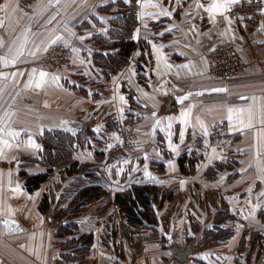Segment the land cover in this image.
I'll return each mask as SVG.
<instances>
[{
  "label": "crops",
  "instance_id": "obj_1",
  "mask_svg": "<svg viewBox=\"0 0 264 264\" xmlns=\"http://www.w3.org/2000/svg\"><path fill=\"white\" fill-rule=\"evenodd\" d=\"M129 2L0 0V135H24L18 147L35 150L42 146L45 130L62 129L75 136L83 134L85 124L91 125L88 136L78 143L74 160L79 167L86 165L100 174L111 198H98L82 216L97 218L85 230L94 233L90 255L81 262L53 255L50 264H264V221L260 217L264 214V10L236 22L226 16L235 3L232 0H136L138 26L133 37L138 47L128 65L108 79L94 65L93 54L112 49L100 48L94 37H107L120 4ZM214 3L221 5L219 11H206ZM226 41L234 42L242 53L245 72L216 80L208 73L206 52ZM57 42L70 46L69 64L57 72L40 68L38 62ZM140 42L146 43L150 54L141 62L142 79L137 69ZM41 72L46 74L43 78ZM168 99L173 103L170 109ZM131 109L140 115L135 123L139 146L134 152L108 157L119 143L118 128L126 123ZM108 114L111 117L104 119ZM87 117L96 121L87 122ZM224 121V138L211 143L210 129ZM113 122L114 129L104 126ZM185 150L200 155L192 175L180 173L178 159ZM94 151L104 152L103 159L98 161ZM26 153H21L19 165ZM153 162L164 165V179ZM215 162L236 165L234 170L219 171L215 180L205 179L203 172ZM55 178L49 177L40 186L33 209L27 205L32 210L29 215H45L51 227L55 205L65 198L61 205L68 206L76 193L61 195ZM76 178L68 175L64 181ZM133 183L154 184L160 194L169 196L157 212L158 223L152 225L159 238L149 239L150 230H133L134 239L140 237V253L123 236L114 203V194ZM44 192L51 206L42 214L38 204ZM221 202L228 204L231 215L221 228L232 230V236L216 244L204 243V233L212 229ZM7 206L11 213L12 202ZM3 207L2 202L0 210ZM21 213L28 215L27 210ZM245 231L249 233L242 248ZM253 231L263 235V247L260 254L256 247L248 258ZM187 244L193 255L180 262L170 247L182 250ZM0 264L7 263L0 259Z\"/></svg>",
  "mask_w": 264,
  "mask_h": 264
},
{
  "label": "trees",
  "instance_id": "obj_2",
  "mask_svg": "<svg viewBox=\"0 0 264 264\" xmlns=\"http://www.w3.org/2000/svg\"><path fill=\"white\" fill-rule=\"evenodd\" d=\"M136 7V0H130L128 4H120V8L108 30V36L105 37L99 34L94 37V42L98 44L100 48L105 47L112 49V52L109 53L95 52L93 54V63L104 72L105 78L109 79L112 75L117 74L123 67L128 65L130 58L138 47L133 37L134 31L138 26ZM140 48L142 54L137 59V69L138 78L142 79L140 73V69L142 68L141 62L145 63L146 58H150V54L145 42H140ZM83 93H85V91ZM130 115L131 114H128L126 123L138 122V120L129 118ZM114 125L116 124L113 122L112 124L107 123L104 126L114 129ZM87 136L88 132L73 136L71 133L62 129L43 131L41 140L42 147L38 155L34 158L23 156L20 165L24 168L29 166L35 167L36 164H41L45 168L44 171L29 175L26 174V170H21L20 175L25 177L24 184L27 192L33 193L37 191L40 186L49 179L50 173L55 167L68 165L64 168L67 175L77 173L79 170V162L74 160V156L78 147H80L78 143ZM95 136L96 135L93 137ZM92 140L95 141L97 139L93 138ZM96 142L98 141H95V144ZM96 145L97 147L99 146L98 144ZM103 154L104 152L94 151L95 158L98 161L103 159ZM199 157L200 155L196 154V152L183 151L178 159L180 173L182 175L194 174ZM153 165L154 170L160 173V179H164L166 176L164 165L158 162H153ZM235 165L236 163L234 164L233 162H215L212 166H208L205 169L203 177L207 180H215L219 171L224 169L234 170ZM97 175L99 174L90 173L85 176L88 177V179L80 184L81 186L76 190L68 206L63 207L61 205L65 201V198H62L54 207L55 215L53 218V227L56 230L55 237L61 248L60 257L67 262H81L90 255L94 241V233L92 231H85L88 226L82 228L77 220L75 221L74 219L84 216L86 212L93 207L95 201L106 194L102 186V178L100 175L99 177ZM235 176L236 173L231 174L230 179L235 178ZM168 199L169 196L160 194L158 187L150 183H133L128 189L117 191L114 194V203L120 208L121 213L126 218L125 221L122 222V234L128 241L137 247L138 253L142 250V245L140 237L134 239L133 230L138 229L140 232L150 230L149 239L159 238L158 230L152 225L158 223L157 212ZM50 206L51 202L49 195L44 192L38 204V211L44 214L49 210ZM260 217L264 221L263 213H260ZM62 218L67 220V222H60L59 220ZM230 218L231 215L228 204L221 202L220 210L214 214L212 229L205 231L202 242L216 244L231 237L233 233L232 230L221 228V224ZM79 230H81V233L77 234ZM248 233L249 232L245 231L242 236V248L246 241V234ZM262 237L263 235H261L259 231L250 233L252 246L247 255L248 258L251 257V253L256 247L258 248V254L261 253L263 247L261 243ZM162 240L164 241V238H162Z\"/></svg>",
  "mask_w": 264,
  "mask_h": 264
},
{
  "label": "rangeland",
  "instance_id": "obj_3",
  "mask_svg": "<svg viewBox=\"0 0 264 264\" xmlns=\"http://www.w3.org/2000/svg\"><path fill=\"white\" fill-rule=\"evenodd\" d=\"M262 12L254 16L256 17ZM226 16L229 20L236 22L238 21L231 19L227 13ZM246 18L247 17H244L242 19ZM228 42L231 41H226L223 43ZM231 43L234 44V42ZM134 105L136 106V103ZM128 114H131V117L129 118H132L133 120H138V117H140L139 112L136 110L131 109L126 115L128 116ZM52 115H54V113ZM110 117L111 114H108L104 119ZM104 119L101 120L99 118L97 121H103ZM84 120L90 123L96 121V119H92L91 117H87ZM22 137H24V135H0V138L3 140V143H0V205L2 202L4 203L3 209L0 210V259H2L7 264H50L49 260L53 257V255L54 258L55 256L59 255L61 250L60 246L58 245L59 243H57L58 240L55 237L56 230L54 227L50 226V222H48L45 215H29V213L32 211L29 209L34 208L35 196L41 192L42 188L33 193H28L24 184L25 177L20 175L21 170H26V174L29 175L44 171L45 168L41 164H36L35 167L29 166L24 168L20 166L21 164L19 165V157L21 156V153L27 152L25 154L26 156L32 157L30 154H33L36 157L42 146H36L35 150H28L26 146L21 147V145L18 147L17 143L19 138ZM135 150L136 148H133L128 152H134ZM90 153L92 152L90 151ZM139 159H141V157ZM83 166V168L79 167L77 173L70 175L72 178H76V176L79 177L72 180L67 179L66 182L64 181L65 177L68 176L64 170L66 165L55 167L50 173V177H56V183L54 185L56 188L59 186V188H57V192L62 191L61 195L65 193L64 196H66L71 192L78 190L81 186L80 184L86 180L85 176L94 172L92 171L94 169L87 167L86 165ZM99 175L97 176L99 177ZM29 194L31 198H29ZM41 194L43 195V193ZM8 202H12L13 204V210L11 213L7 211ZM27 205H30L29 209H27ZM26 210L28 215L21 213L26 212ZM54 215L55 214L50 215L52 217L51 225H54ZM74 220H77L79 225L84 228V226H89L88 224L91 225V222H96L97 218L88 215L85 218L80 217ZM59 221L62 223L67 222V220L64 218ZM80 233L81 230H79L77 234ZM32 242H35L37 246H28V243L32 244ZM7 260L10 261V263Z\"/></svg>",
  "mask_w": 264,
  "mask_h": 264
},
{
  "label": "built area",
  "instance_id": "obj_4",
  "mask_svg": "<svg viewBox=\"0 0 264 264\" xmlns=\"http://www.w3.org/2000/svg\"><path fill=\"white\" fill-rule=\"evenodd\" d=\"M264 9L262 0H239L233 3L227 10V15L231 19L239 20L244 17H252L259 14ZM209 63L208 73L216 80L233 79L245 72L243 55L237 46L231 42L217 43L206 52ZM72 52L69 45L64 43H53L46 50L43 58L38 62V66L44 70L57 72L62 70L71 60ZM227 124L220 122L210 129L209 140L213 144H218L225 136ZM119 143L108 153L110 156H121L125 152L136 148L139 143V134L135 123H124L118 128ZM102 200L111 201L109 195L101 196ZM117 217L120 222L125 221V216L120 208L115 206ZM98 225V224H97ZM83 264H90L84 262Z\"/></svg>",
  "mask_w": 264,
  "mask_h": 264
},
{
  "label": "water",
  "instance_id": "obj_5",
  "mask_svg": "<svg viewBox=\"0 0 264 264\" xmlns=\"http://www.w3.org/2000/svg\"><path fill=\"white\" fill-rule=\"evenodd\" d=\"M172 105H173L172 100L168 99L167 109H170ZM88 126H89L88 124L84 125L83 130H82L83 134L86 133ZM170 251L172 255L174 256V258L180 262H187L188 258L191 255H193V248L190 244H187L182 250L179 247L173 245L170 247Z\"/></svg>",
  "mask_w": 264,
  "mask_h": 264
},
{
  "label": "snow or ice",
  "instance_id": "obj_6",
  "mask_svg": "<svg viewBox=\"0 0 264 264\" xmlns=\"http://www.w3.org/2000/svg\"><path fill=\"white\" fill-rule=\"evenodd\" d=\"M232 2H235V0H232ZM157 7V5H154V4H151V5H148L146 4L145 7ZM198 7H200L201 5H197ZM2 7V6H0ZM221 8V5L219 3H214L212 4L208 9H206V11H209L210 13L213 12V11H219V9ZM149 15H151V13H148ZM167 14V13H165ZM57 39H59V37H57ZM46 74L44 72H41L40 73V76L41 78H43ZM37 87H40V84H37L36 85ZM217 91H222V90H217ZM121 100H123V97L120 98ZM231 112V109L229 110ZM12 135H19V133H13ZM0 143H3L2 141H0Z\"/></svg>",
  "mask_w": 264,
  "mask_h": 264
}]
</instances>
